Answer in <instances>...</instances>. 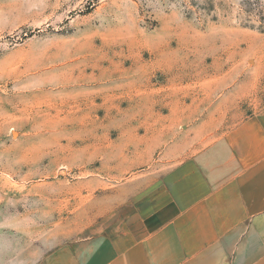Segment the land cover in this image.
Segmentation results:
<instances>
[{
    "label": "rangeland",
    "instance_id": "1",
    "mask_svg": "<svg viewBox=\"0 0 264 264\" xmlns=\"http://www.w3.org/2000/svg\"><path fill=\"white\" fill-rule=\"evenodd\" d=\"M94 81L134 115L99 129ZM263 112L264 0H0V240L14 259L115 228L121 182L143 174L142 190L167 141L203 146ZM146 138L129 175L121 151Z\"/></svg>",
    "mask_w": 264,
    "mask_h": 264
},
{
    "label": "crops",
    "instance_id": "2",
    "mask_svg": "<svg viewBox=\"0 0 264 264\" xmlns=\"http://www.w3.org/2000/svg\"><path fill=\"white\" fill-rule=\"evenodd\" d=\"M88 86L95 100L101 98L94 107L101 109L99 129L109 128L107 117L134 115L119 102L107 108L100 81ZM179 116L185 122L186 115ZM178 126L168 124L162 131L173 133ZM125 129L134 132L137 126L130 120ZM147 129L145 136L154 133V126ZM152 141L124 146L119 165L127 174L133 173L140 150L150 157ZM145 164L142 190L133 187L143 174L120 184L124 190L130 186L131 193L118 207L115 228L55 246L20 247L14 259L0 240V264H264V112L203 146H189L182 137L167 141Z\"/></svg>",
    "mask_w": 264,
    "mask_h": 264
}]
</instances>
